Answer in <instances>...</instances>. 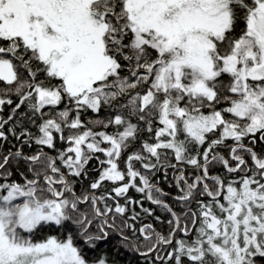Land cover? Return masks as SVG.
Segmentation results:
<instances>
[{"label":"snow or ice","instance_id":"6c2138e0","mask_svg":"<svg viewBox=\"0 0 264 264\" xmlns=\"http://www.w3.org/2000/svg\"><path fill=\"white\" fill-rule=\"evenodd\" d=\"M0 82V264H264V0H0Z\"/></svg>","mask_w":264,"mask_h":264},{"label":"trees","instance_id":"16d2710c","mask_svg":"<svg viewBox=\"0 0 264 264\" xmlns=\"http://www.w3.org/2000/svg\"><path fill=\"white\" fill-rule=\"evenodd\" d=\"M0 87H3L2 82H0ZM6 111L7 109H5V112ZM3 114L4 113H0V115ZM83 118L84 117L82 116V119ZM4 147H8V145H5ZM90 175H95V172L90 173ZM169 175H171V173H169ZM160 186L165 191H168L171 188V185L164 183H161ZM127 195L131 196L134 200H140L141 196V194L137 193L136 190L133 188L129 189ZM120 202L124 203V200L121 198ZM141 204L144 207L152 208L154 210V215L148 216L147 214L143 213L141 210ZM129 209H134L136 212L140 213V216L136 221L137 226H139L140 223H153L157 231H162L166 229L167 225L165 222V217H163L162 215L164 210L159 206L154 205L151 201L141 200L140 204H130ZM130 214L131 211L129 212V215ZM155 215H162V219L159 221L155 220ZM137 235H139V233H137ZM119 241L120 236L116 233H111L110 236L104 242L99 244V248L106 249L110 254L115 256V259L117 260L118 264H146L145 258L143 256H141L139 253L133 251L130 248H124L122 245L119 244ZM161 251H163V248H161Z\"/></svg>","mask_w":264,"mask_h":264},{"label":"rangeland","instance_id":"374dc122","mask_svg":"<svg viewBox=\"0 0 264 264\" xmlns=\"http://www.w3.org/2000/svg\"><path fill=\"white\" fill-rule=\"evenodd\" d=\"M93 254H94V253H93V252H91V251L88 253V255H89V256H91V255H93Z\"/></svg>","mask_w":264,"mask_h":264}]
</instances>
